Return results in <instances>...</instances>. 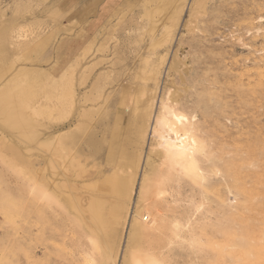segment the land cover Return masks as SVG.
Listing matches in <instances>:
<instances>
[{
    "label": "rangeland",
    "instance_id": "1",
    "mask_svg": "<svg viewBox=\"0 0 264 264\" xmlns=\"http://www.w3.org/2000/svg\"><path fill=\"white\" fill-rule=\"evenodd\" d=\"M13 16L24 24L18 26L24 40L13 56L20 61L6 76L25 67L29 77L45 73V83L58 78L61 66L74 65L76 97L84 103L77 101L69 116L82 133L74 155L81 166L70 176L81 188L62 185L58 169L49 167L48 147L26 153L35 171L45 166L35 176L49 182L40 181L48 197L31 192L28 179L0 164V264H88L87 254L96 264H122L144 166L159 149L152 132L158 120L175 126L172 104L188 118L183 128L204 142L194 153L199 167L174 183L168 196L174 216L186 225L165 249L166 264H264V0H0V19ZM54 101L53 118L41 119L42 141L61 134ZM142 111L149 122L139 117ZM116 124L120 132L112 135ZM10 131L7 139L24 148L16 129ZM131 145L141 164L114 261L70 209L69 196L83 193L87 203L96 177L110 173Z\"/></svg>",
    "mask_w": 264,
    "mask_h": 264
},
{
    "label": "bare ground",
    "instance_id": "2",
    "mask_svg": "<svg viewBox=\"0 0 264 264\" xmlns=\"http://www.w3.org/2000/svg\"><path fill=\"white\" fill-rule=\"evenodd\" d=\"M21 21H24L23 17L21 18ZM23 25L24 24H20V21L18 20V16L16 18L13 16L12 18L10 17V19H5V20L0 19V87L2 86L0 88V164L7 168L9 167V168H13L14 170H17L19 173L23 175L25 179H28V182L30 183V187H31V192L35 191L34 193L36 194H39L43 197H48L47 195L48 192L45 186H43L42 184L43 180L40 179V177L37 178V176H35V175H38L36 174L38 170L40 171V169L45 168V166L42 165L40 169L37 168V171H35L34 166L32 165V160H31L32 158L30 159L29 157H27L26 153L27 151L32 152L31 151L32 149L38 150L42 148L41 150H43V148L48 147V149H50V155H48L49 158H47V160L49 161V165H50L49 167H51V169H53L54 167L58 169L59 174L63 177L62 185L71 186V187L79 186L77 183L73 182L72 180L73 178L70 175L71 174L73 175L74 170L78 166L79 167L81 166L79 164V159L76 156H74L76 154L75 146L78 143L77 141L80 140L78 138V133L81 130L77 128L78 129L77 131L79 132L75 131L76 128H73V126H75L77 122H75L69 117L70 114L75 110L76 106L78 105L77 101L80 102V100H77V97H76L77 96V84H79L78 83L79 81L77 80V77L74 75V72H73L74 65L72 64L71 66H68V67L65 65L61 66L59 69L58 78L57 79L55 78V80L53 81H46L45 82L46 84L42 81L43 77L45 78L46 76L45 73H41V71H39L38 73L35 70V72L37 73L36 74L33 73L34 75H31V77H29L30 75L28 73L29 71L26 70L25 67L23 69L17 68L19 70L16 69L18 72L15 70L17 74L13 78H11L13 75L12 76L10 75L11 77L6 76L8 72L14 67V65L20 59V57L14 58L13 56L18 54L19 46L23 45L22 43L24 39L22 40L21 38L22 37L24 38V34H22L20 30ZM18 26L19 27L21 26V28L19 29ZM49 38L50 37L48 35L44 37L43 39L39 40V42L35 45L34 50L36 52L41 53L45 45L48 43ZM20 54L22 53L20 52ZM25 54L31 55V50L27 48L25 50ZM22 77L24 78V80L21 79ZM7 78H10V79L7 80ZM259 80L261 79L259 78ZM93 88L96 89L97 87H93ZM101 89L102 88H100L99 92H101ZM53 91H55V93ZM38 95H41V98H38L37 97ZM35 97H37L38 99L35 100L34 99ZM49 101L50 102L54 101L55 103L54 106L59 111V116L57 115L59 117V120L57 121L60 123L57 128L61 133L60 135L57 133L58 138H56L55 141H54L55 138H53L52 139L53 141L51 142H49L47 138L46 140L44 138V140L42 141L41 129L39 128L43 126L41 119L43 120L45 118L44 116L46 117L53 116L51 112V109L53 106L49 104ZM82 103H84V101ZM126 105H124V107ZM79 108H80V105H79ZM89 108L87 107L86 109H89ZM170 108H171L170 113H169L170 118L171 119L173 118L176 121V124L175 126L174 125L172 126L168 124V122L164 124L160 120L156 121V128L154 129L152 134H154L153 136H155L156 138V142H155L156 145L154 146L159 147V149L158 148L157 150L154 149L155 150L154 155L153 156L151 155L149 157L147 156L148 158L146 160V163L144 161L145 163L144 176L141 177L137 193H136V187L138 184L137 177H138V172H139V168L141 164V159H140L141 156L134 149V146H132L134 144L133 142V144L130 146L131 147L130 150L123 151V153L119 155V158L117 159V161L116 160L113 161V164L111 165V168H110L111 170L110 173L106 174L104 177H101V178L96 177L98 179L94 177L96 179V184L92 186H94L93 190L95 188L96 190L95 192L91 191L92 193L89 196L87 203L84 204L83 202L82 196L85 197V194L83 193L81 197L78 195L77 196L71 195L72 197L69 196V198H71L70 200L71 205L72 207H74L70 209H73V210L76 209L78 211L77 213L80 214L81 222L84 223L83 225L86 226L88 232L92 233V237H93L92 239H95L94 238L95 236L100 237L110 258L116 261L117 260L116 258L118 256V250L120 248L119 247L120 241H121V238L123 236V231L125 230V226H126L128 211H129V208H130L133 196H134L133 194L135 193L137 194V198H136L137 200L134 206V213L132 215L133 217H132L131 227L128 233V244H127V248L122 257L123 258L121 262L122 264H166L165 249L169 247V245L171 246V244L173 243V236H176L177 234H179L181 230L184 228L183 226L186 225L182 223L180 219H178L179 217L177 218L174 216L175 212L169 203L168 196L170 197L169 194H170L171 189L173 188V185H175L174 183H177V182L179 183V181H181L182 176L183 175L186 176L185 175L186 172H188L190 169L195 168L199 165V164L197 165L199 161L194 156V153L198 149H200V142L202 140L200 139L199 141L190 131H187L183 128L186 122H188V118L184 122H181L179 119H177V117H180V116H183V117H187V116L181 112L177 113L173 104L170 106ZM148 110L151 112L150 109ZM120 111L121 110H119V113ZM84 112H85V109H84ZM142 112L143 113H139V117L142 116L143 121L149 122L148 121L150 117L149 113H148L149 116H147L146 113L144 114V111ZM85 114H87V112H85ZM119 118H120V115L119 116L117 115L116 119L120 120L121 118L120 119ZM80 119L82 120V118ZM119 127L120 126H118L117 124L114 125L110 133L112 135L119 134L120 132ZM144 127H145V123H143V126L140 129L142 132L144 131L143 130ZM10 129L11 130L16 129L17 136L15 137V134H14V137L17 139L19 138L18 141L22 143V145L23 144L25 145L24 148L14 147L13 143H11L10 140L7 139L8 130L10 131ZM164 132H166V134H164ZM176 133L181 134V137L183 138L181 142L179 143H178V137ZM80 134L82 133L80 132ZM193 140L195 141V144L192 143ZM88 141L90 143L93 142L92 137H88ZM135 142L138 144L139 141L136 140ZM30 143H34L32 145H34L35 147L34 146L30 147L28 145ZM124 144H125V141H124ZM95 146L98 147L99 145L96 144ZM99 148L100 146L98 147V149ZM127 148L128 146L126 147V149ZM48 149L46 151H48ZM43 151L45 152V150ZM81 169L82 168H80L79 170ZM95 170L96 169L94 170L90 169V173L91 171L93 172ZM99 170L101 169H98L95 172V174ZM43 173H46V172H42V175H41V172H39L40 174L39 176L43 177ZM99 173H102V170ZM74 175H76V172ZM78 175H80V173ZM202 179H203V175H202ZM48 180L50 181V179ZM80 183H83V182H80ZM57 184H60V183H56V186ZM77 188H81V187L79 186ZM54 189H55V185H54L53 191ZM56 191L57 190L55 189V192ZM189 209L191 210V208ZM180 214L181 213H179V215ZM189 214H191V212ZM204 216L206 215L203 214V217ZM188 219H190V217ZM92 241L95 242V240H92ZM191 244L192 246L195 245L194 242H191ZM87 257H88L87 258L88 264H96V259L92 255L89 256L87 254Z\"/></svg>",
    "mask_w": 264,
    "mask_h": 264
},
{
    "label": "snow or ice",
    "instance_id": "3",
    "mask_svg": "<svg viewBox=\"0 0 264 264\" xmlns=\"http://www.w3.org/2000/svg\"><path fill=\"white\" fill-rule=\"evenodd\" d=\"M177 119H179L181 122H184V121L187 119V117L180 116V117H177ZM176 135H177V137H178V143L181 142V140L183 139V138L181 137V134L176 133ZM192 143L195 144V141L193 140ZM206 183H207V182H206Z\"/></svg>",
    "mask_w": 264,
    "mask_h": 264
}]
</instances>
